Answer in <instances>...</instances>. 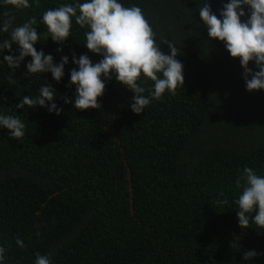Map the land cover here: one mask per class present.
<instances>
[{
    "label": "trees",
    "instance_id": "16d2710c",
    "mask_svg": "<svg viewBox=\"0 0 264 264\" xmlns=\"http://www.w3.org/2000/svg\"><path fill=\"white\" fill-rule=\"evenodd\" d=\"M74 2L29 0L26 9L0 3V19L8 12L13 27L36 21L38 52L54 64L69 57L59 83L50 73L27 74L30 57L14 72L0 64V114L26 125L22 139L0 129L5 264H35L37 254L50 255L52 264H264V230L241 229L233 203L245 166L264 175V91H246L239 60L209 39L198 15L207 2L219 18L228 0H120L142 9L160 50L167 54L171 42L183 64L184 85L139 115L130 111L133 93L114 77L105 80L99 109L64 103L75 96L73 54H87L93 64L102 59L83 46L87 28L73 21L71 36L58 45L40 23L45 11ZM15 47L0 61L18 55ZM42 84L57 93L59 115L16 109ZM143 86L150 91L152 82ZM224 198L229 204L219 205ZM249 251L257 255L245 258Z\"/></svg>",
    "mask_w": 264,
    "mask_h": 264
},
{
    "label": "clouds",
    "instance_id": "9594fccd",
    "mask_svg": "<svg viewBox=\"0 0 264 264\" xmlns=\"http://www.w3.org/2000/svg\"><path fill=\"white\" fill-rule=\"evenodd\" d=\"M0 3L15 9L30 7L29 0H0ZM246 14L248 18L242 22ZM198 15L207 28L209 39L222 42L230 58L239 60L246 91H264V0H228L219 18L212 12L210 4L204 2ZM4 16L7 18L0 19V34L7 33L9 37L0 40V55L5 50L11 52L13 45L18 49V55H5L0 64H6L14 72L26 57H30L25 65L27 74L50 73L53 81L59 83L69 57L61 56L60 62L54 64L51 54L36 50L40 36L33 27L34 19L13 27L15 17L8 12ZM73 21L88 29L83 46L102 59L93 64L87 54L78 58L73 54L69 86H74L75 96L74 99L65 97V104L72 103L81 111L99 109L98 98L103 95L105 80L114 77L133 93L130 111L139 115L152 101L160 100L166 91L175 95L177 87L184 85L183 64L176 59L177 49L171 42H166L168 53L160 50L153 28L140 7H126L120 0H75L45 11L40 23L46 27L52 41L62 45L71 36ZM57 52H62V48L58 47ZM250 62L258 71L253 72ZM10 81L15 82L11 78ZM146 81L152 82L150 91L143 86ZM56 94L52 87L42 84L36 97L24 96L16 109L46 107L49 114L59 115L62 109L55 103ZM25 128L20 116L0 114V129H7L11 137L24 138ZM236 186L241 189V194L233 201L238 208V226L247 229L255 225L258 230H264V175L245 166L238 174ZM217 203L228 205L229 201L224 198L218 199ZM16 244L24 247L23 240L17 239ZM5 252L6 249L0 246V264H5ZM256 255L255 251H249L244 257ZM35 264H52L50 255L37 254Z\"/></svg>",
    "mask_w": 264,
    "mask_h": 264
}]
</instances>
